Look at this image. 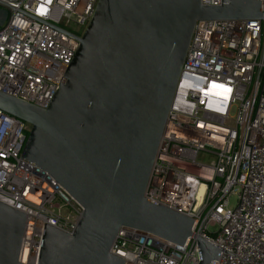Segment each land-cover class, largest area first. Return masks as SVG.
Instances as JSON below:
<instances>
[{"label":"built area","instance_id":"1","mask_svg":"<svg viewBox=\"0 0 264 264\" xmlns=\"http://www.w3.org/2000/svg\"><path fill=\"white\" fill-rule=\"evenodd\" d=\"M97 2L0 0V92L45 108ZM259 4L261 19L195 23L144 192L148 202L190 217L191 235L180 246L120 227L109 252L123 264H199L198 236L219 248L208 264H264ZM29 130L0 109V202L25 215L18 261L37 264L44 223L72 233L83 206L46 170L20 159Z\"/></svg>","mask_w":264,"mask_h":264},{"label":"water","instance_id":"2","mask_svg":"<svg viewBox=\"0 0 264 264\" xmlns=\"http://www.w3.org/2000/svg\"><path fill=\"white\" fill-rule=\"evenodd\" d=\"M262 17L259 0H98L45 108L0 92V109L30 125L20 159L83 206L72 233L44 223L37 264H123L109 252L120 227L185 243L193 220L144 192L193 27ZM24 228L25 215L0 202V264H22ZM196 241L199 264L217 258Z\"/></svg>","mask_w":264,"mask_h":264},{"label":"rangeland","instance_id":"3","mask_svg":"<svg viewBox=\"0 0 264 264\" xmlns=\"http://www.w3.org/2000/svg\"><path fill=\"white\" fill-rule=\"evenodd\" d=\"M84 27H82L80 30L81 31H84ZM200 160H203L204 162H206V161H208L207 159H205V158H202V157H200L199 158ZM228 203H227V206L228 207H230V208H232V207H234L235 206V204H236V202H237V194L236 193H233V194H231V195H229V197H228V201H227ZM215 228H213V227H211L210 228V230H214Z\"/></svg>","mask_w":264,"mask_h":264},{"label":"bare ground","instance_id":"4","mask_svg":"<svg viewBox=\"0 0 264 264\" xmlns=\"http://www.w3.org/2000/svg\"><path fill=\"white\" fill-rule=\"evenodd\" d=\"M200 189H201V191H202V189H203V186H201V188H200Z\"/></svg>","mask_w":264,"mask_h":264}]
</instances>
